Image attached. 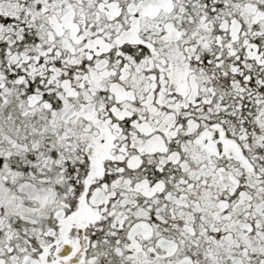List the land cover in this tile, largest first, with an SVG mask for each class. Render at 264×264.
I'll return each instance as SVG.
<instances>
[{
	"label": "snow or ice",
	"instance_id": "6c2138e0",
	"mask_svg": "<svg viewBox=\"0 0 264 264\" xmlns=\"http://www.w3.org/2000/svg\"><path fill=\"white\" fill-rule=\"evenodd\" d=\"M0 264H264V0H0Z\"/></svg>",
	"mask_w": 264,
	"mask_h": 264
}]
</instances>
